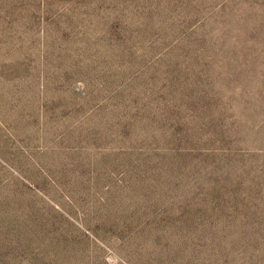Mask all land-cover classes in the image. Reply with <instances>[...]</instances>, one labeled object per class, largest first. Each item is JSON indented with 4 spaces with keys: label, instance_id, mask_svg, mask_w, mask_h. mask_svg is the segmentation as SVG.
Instances as JSON below:
<instances>
[{
    "label": "rangeland",
    "instance_id": "1",
    "mask_svg": "<svg viewBox=\"0 0 264 264\" xmlns=\"http://www.w3.org/2000/svg\"><path fill=\"white\" fill-rule=\"evenodd\" d=\"M0 264H264V0H0Z\"/></svg>",
    "mask_w": 264,
    "mask_h": 264
}]
</instances>
